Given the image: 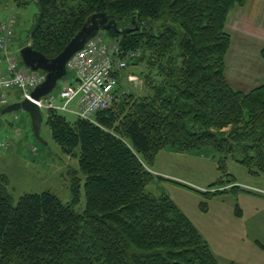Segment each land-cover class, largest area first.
<instances>
[{"label": "trees", "instance_id": "16d2710c", "mask_svg": "<svg viewBox=\"0 0 264 264\" xmlns=\"http://www.w3.org/2000/svg\"><path fill=\"white\" fill-rule=\"evenodd\" d=\"M37 3L36 23L23 46L30 43L55 58L90 15L105 12L120 27L140 25L105 34L125 52L140 50L133 62H144L147 71L143 92L119 89L115 103L92 120L71 122L60 112L47 113L63 151L74 155L80 147L86 205L75 209L77 178L68 204L47 190L24 194L14 205L8 176L0 175V264H221L172 197L147 187L157 177V155L167 148L220 154L221 177L207 197L240 189L227 187L236 182L229 158L251 175L264 174V81L247 92L235 88L226 73L232 46L228 16L246 0Z\"/></svg>", "mask_w": 264, "mask_h": 264}, {"label": "rangeland", "instance_id": "374dc122", "mask_svg": "<svg viewBox=\"0 0 264 264\" xmlns=\"http://www.w3.org/2000/svg\"><path fill=\"white\" fill-rule=\"evenodd\" d=\"M16 1L10 0L7 7L0 4V22L15 16L17 23L10 47L20 54L36 23L39 6L37 0H20L21 4ZM161 23L163 21L157 25ZM100 34L110 40L104 31ZM259 47L257 42H232L226 73L235 88L250 91L255 85L246 74L253 71L256 60L261 63ZM255 55L257 59H254ZM261 60L264 63L262 57ZM145 71L144 62H132L122 73L120 89L143 92L142 72ZM71 76L69 72L59 80L54 91L61 90ZM8 99L6 106L0 105V175L8 176V189L14 205L24 194L47 190L68 204L73 198L72 183L77 178L80 202L75 209H84L85 175L79 165L80 147L74 155L66 154L53 139L47 113L41 110L40 137L47 144L42 142L35 135L31 115L26 110L4 112L9 105L22 101L19 96ZM61 113L71 122L77 119L74 114ZM15 114L18 119L14 118ZM4 139L11 142L7 149L2 147ZM219 158L220 154L211 149L176 152L167 148L156 157L153 170L157 177L147 190L156 195L169 194L207 239L221 264H264V174L251 175L246 167L229 158L228 172L236 182L227 187L238 184L240 189L237 193L207 197L205 192L217 190L211 188L221 177Z\"/></svg>", "mask_w": 264, "mask_h": 264}, {"label": "built area", "instance_id": "2783aa9c", "mask_svg": "<svg viewBox=\"0 0 264 264\" xmlns=\"http://www.w3.org/2000/svg\"><path fill=\"white\" fill-rule=\"evenodd\" d=\"M14 15L0 22V105L9 103L10 92L17 91L20 99L29 98L46 79L43 71H33L21 64L18 54L10 48L14 40ZM98 34L67 62L71 80L59 91H52L37 104L42 111L68 112L92 120L98 111L111 107L121 94L120 78L130 64L141 56L140 50L125 52L119 41L107 40ZM107 40V41H106ZM30 44V43H29ZM136 81V80H134ZM120 91V92H119ZM18 119V115H14ZM11 142L2 141L9 148ZM38 149V148H35Z\"/></svg>", "mask_w": 264, "mask_h": 264}, {"label": "water", "instance_id": "95a60500", "mask_svg": "<svg viewBox=\"0 0 264 264\" xmlns=\"http://www.w3.org/2000/svg\"><path fill=\"white\" fill-rule=\"evenodd\" d=\"M133 15L135 17V13ZM134 24V27H120L115 18L105 12H97L86 19L82 28L55 58H47L42 53L33 49L31 44L23 46L20 49V57L23 64L33 71H43L46 73V79L35 88L29 98L9 105L5 108L4 112L19 109L26 110L31 115L35 135L39 140L47 144L40 137L42 113L37 101L52 92L56 88L58 81L68 74L67 62L72 55L84 48L87 42L96 37L101 31H109L112 28L119 34L138 30L140 25L136 22Z\"/></svg>", "mask_w": 264, "mask_h": 264}, {"label": "crops", "instance_id": "0c3cea01", "mask_svg": "<svg viewBox=\"0 0 264 264\" xmlns=\"http://www.w3.org/2000/svg\"><path fill=\"white\" fill-rule=\"evenodd\" d=\"M9 2L10 0H0V4L3 3L6 7ZM16 3L21 4L20 0ZM226 29L232 37L233 44L234 42H257L260 45L259 53L261 54L264 48V0H246L244 6L233 8L228 16ZM13 52L19 54L18 51ZM254 59H257V56ZM260 61L261 63L256 60L254 63L259 66L254 65L253 71L246 74L247 79L253 80L252 85L255 84L252 89L260 86L264 81V63L261 57ZM8 96L9 98L17 97L18 92H10Z\"/></svg>", "mask_w": 264, "mask_h": 264}]
</instances>
